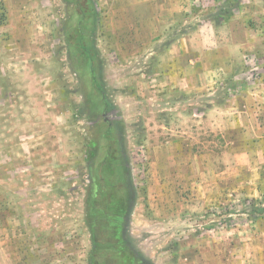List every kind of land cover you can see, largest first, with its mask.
Instances as JSON below:
<instances>
[{"label": "rangeland", "instance_id": "374dc122", "mask_svg": "<svg viewBox=\"0 0 264 264\" xmlns=\"http://www.w3.org/2000/svg\"><path fill=\"white\" fill-rule=\"evenodd\" d=\"M177 43L199 62L168 66ZM219 43L220 104L246 86L230 73L264 74V0H0V264H91L93 203L109 193L139 264H264V145L225 155L230 128L190 122L184 90L204 81L164 79L219 65L199 57Z\"/></svg>", "mask_w": 264, "mask_h": 264}, {"label": "crops", "instance_id": "0c3cea01", "mask_svg": "<svg viewBox=\"0 0 264 264\" xmlns=\"http://www.w3.org/2000/svg\"><path fill=\"white\" fill-rule=\"evenodd\" d=\"M188 47L186 50H181L179 43L172 44L171 47L164 53L167 59L165 60L166 64L170 66V64H174L177 56L180 57V52H184V54H189V56L184 55L189 60V64H197L199 60L193 61L191 60V43H187ZM250 43H243V44H231V48H229V44H226L225 47L227 49H231V52H236L235 48H246L250 46ZM210 46L209 43H199L200 52L204 49H208ZM212 46V44H211ZM221 47V48H219ZM217 50L203 52L199 54L200 62L203 63L204 60L207 61L210 52L212 53H219V65H215L213 68H208L205 72H195L191 73V71H186L183 73H167L164 74V79L169 80L172 77L180 78L181 81L191 80V77H199L201 81H204L201 85L202 92L208 91V101L210 99L211 104L207 109H202L200 105V101L205 100L206 96L203 94H199L197 91H201L200 89L195 88L190 82L187 83L186 87L187 90H184V94L187 96L189 100V114H184L183 112L180 114L181 118L189 119L190 122H193L198 129L200 127H207L210 129V132L219 134L221 133H230L228 129L232 130V136L234 138L226 139L227 146L224 151L225 155H229V157L238 158L240 156L245 157L247 156L249 159H254L255 157H259V153L255 149V147L259 144L264 145V74L260 72L257 75H252L249 73H230V78L233 81L242 80V84H246L245 89L241 91V94L237 95H229L230 98L225 99L222 103L219 104L218 101L213 100L212 97L215 95V92L219 90L220 86H223L224 78H228L226 74L229 73H221L220 67L223 65L224 59H226V52L223 44L219 43V46L216 47ZM177 54V56H176ZM173 57V59H171ZM201 57H205L202 61ZM162 58V56H161ZM236 61L232 62L231 56V63H236L240 60L239 56L236 55ZM195 62V63H194ZM246 64L253 65L255 70H261V67L254 62V60L247 59L245 60ZM207 66L209 62H206ZM219 66V71L216 69ZM191 67V66H190ZM161 74H156V76H160ZM242 78V79H241ZM179 80V79H178ZM244 80V81H243ZM209 81V82H206ZM186 84V82H185ZM219 85V87H218ZM202 95V96H200ZM207 111V112H206ZM197 118V119H195ZM195 119V120H194ZM242 133L243 138L245 139L242 143H248L249 145H245L240 148L242 144L239 141L240 135ZM241 143V144H240ZM230 145V146H229ZM229 147V148H228ZM228 148V149H227ZM234 155V156H233ZM264 158V155H263Z\"/></svg>", "mask_w": 264, "mask_h": 264}, {"label": "trees", "instance_id": "16d2710c", "mask_svg": "<svg viewBox=\"0 0 264 264\" xmlns=\"http://www.w3.org/2000/svg\"><path fill=\"white\" fill-rule=\"evenodd\" d=\"M93 87L104 98L96 77L93 75ZM108 153L106 162L115 160L116 140L111 130L106 135ZM127 207L121 200H114L109 193L104 202L95 200L91 215L92 257L91 264H139L137 257L128 251L124 239V217ZM264 214V209H260Z\"/></svg>", "mask_w": 264, "mask_h": 264}]
</instances>
